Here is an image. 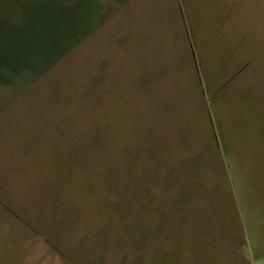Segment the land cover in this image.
<instances>
[{"label":"rangeland","instance_id":"1","mask_svg":"<svg viewBox=\"0 0 264 264\" xmlns=\"http://www.w3.org/2000/svg\"><path fill=\"white\" fill-rule=\"evenodd\" d=\"M126 1L0 0V264H264V0Z\"/></svg>","mask_w":264,"mask_h":264},{"label":"crops","instance_id":"2","mask_svg":"<svg viewBox=\"0 0 264 264\" xmlns=\"http://www.w3.org/2000/svg\"><path fill=\"white\" fill-rule=\"evenodd\" d=\"M131 1L133 0H127L126 4L128 5ZM184 4H187V2ZM181 7L182 5L179 6L180 9ZM28 9L29 8L24 9V10H28ZM180 28L182 29V37H183L182 42H184V33H185L186 36H185L184 46L189 49L190 56H193L192 55L193 54V43L190 42V39L187 33L188 29L187 27H184L182 22H180ZM195 44H196V40H195ZM153 46H157V45H153ZM191 48L192 50L190 51ZM206 108H207L208 116H209L208 120L210 121L211 126L213 127V122H212V118L210 117L211 114L209 111L210 109L208 108V106ZM184 147H187L185 151L180 152L179 150L178 155L176 156V163L179 167L177 171L180 170L179 172L181 174V177L177 178V181L175 179V183H174L175 188L178 189V195L175 194V201H174L175 205L174 206L176 207L177 210H175V214L173 217L176 223L181 222L180 218L181 216H185L184 214L186 215L190 214L192 217H196V219L198 217L201 228L205 230L207 228L206 222L208 223L209 221L207 217L209 214H206L205 208L211 207L210 205H212L211 201L213 199H216V200L220 199L218 190L220 188H223L225 184L228 185V182L230 180L228 169H227V166L225 165V159L222 158L221 154L217 151L218 148L216 147V145H214L215 150L209 151L208 155H204V154L196 155L195 153H192L194 151L193 149H189L187 145H184ZM194 152L198 153V150ZM184 169L187 172H185ZM190 170H192V173L189 174ZM181 172H184L185 174L184 177H183V173ZM184 178H186V181L183 180ZM191 188H192L193 194H192V197H189L188 195H186L187 193L186 190H189ZM228 188H229V185H228ZM188 199L190 201L194 200V203H196L198 207V213L193 214L194 212L193 207L190 212L187 211L186 206H187ZM179 200L185 204L184 212H182V210L180 209L181 206L179 205L180 203ZM225 201L232 202L230 192H229V196L226 198ZM211 214L214 217H216L215 214L213 213Z\"/></svg>","mask_w":264,"mask_h":264}]
</instances>
